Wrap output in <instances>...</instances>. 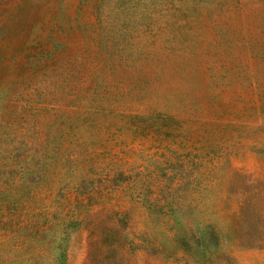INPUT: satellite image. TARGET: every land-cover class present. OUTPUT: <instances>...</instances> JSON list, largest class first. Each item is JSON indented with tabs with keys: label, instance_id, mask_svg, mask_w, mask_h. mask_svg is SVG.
<instances>
[{
	"label": "rangeland",
	"instance_id": "374dc122",
	"mask_svg": "<svg viewBox=\"0 0 264 264\" xmlns=\"http://www.w3.org/2000/svg\"><path fill=\"white\" fill-rule=\"evenodd\" d=\"M0 264H264V0H0Z\"/></svg>",
	"mask_w": 264,
	"mask_h": 264
}]
</instances>
